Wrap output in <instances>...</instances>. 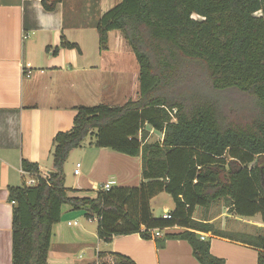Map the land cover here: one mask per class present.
Masks as SVG:
<instances>
[{
  "label": "trees",
  "instance_id": "obj_1",
  "mask_svg": "<svg viewBox=\"0 0 264 264\" xmlns=\"http://www.w3.org/2000/svg\"><path fill=\"white\" fill-rule=\"evenodd\" d=\"M63 1L41 3L52 12ZM95 27L101 51L108 50L110 32L128 42L140 68V97L121 107L78 108L73 128L54 137L47 177L38 164L22 161L36 184L9 188L12 264H50L66 205L97 219L104 242L132 234L152 239L150 230L180 227L185 230L172 237L187 241L201 264H225L196 233L222 232L193 215L224 199L235 215H261L264 223V0H122ZM61 47L80 51L65 38ZM228 93L252 105L235 117ZM151 130L163 138L149 142ZM88 137L97 148L141 158V184L102 189L96 198L70 196L64 166ZM164 193L174 204L171 219L152 213V200ZM244 236L264 264V234ZM111 255L113 264H136Z\"/></svg>",
  "mask_w": 264,
  "mask_h": 264
},
{
  "label": "crops",
  "instance_id": "obj_2",
  "mask_svg": "<svg viewBox=\"0 0 264 264\" xmlns=\"http://www.w3.org/2000/svg\"><path fill=\"white\" fill-rule=\"evenodd\" d=\"M41 1L0 0V264H12L13 204L9 201V188L19 187L28 181L27 177L32 178L24 174L22 161L38 164L40 175L47 177L53 170L54 137L73 128L78 108L108 103L113 107L114 101L121 107L132 101L129 93L118 99L130 72H122L123 62L115 63L109 55L116 49L120 54L128 53L129 45L122 33L110 32L108 50L101 51L96 23H77L91 21L90 12L94 15L92 21H97L122 0H86L91 10L83 14L66 8L76 0H64L52 12L46 11ZM66 18L72 23L67 25ZM63 38L77 44L80 51L61 47ZM132 78L130 88L137 101L140 68L139 76L134 73ZM80 149L70 153L64 166L66 188L74 190L69 192L70 196L96 198L105 184H141V158L108 148ZM66 207L54 228L50 264H100V255L102 261L113 264L115 258L111 253L127 256L136 264H201L187 241L172 237L183 232V228L162 230L161 238L144 239L140 234H132L104 242L97 235V219H87L84 211L78 213ZM173 208L174 204L163 214ZM229 208L224 199L208 208L196 207L195 221L222 232L196 233L205 236L211 254L225 264H258V250L242 238L264 234L261 215L239 217ZM84 218L85 222L78 223L77 219ZM79 251L86 257L74 259Z\"/></svg>",
  "mask_w": 264,
  "mask_h": 264
},
{
  "label": "rangeland",
  "instance_id": "obj_3",
  "mask_svg": "<svg viewBox=\"0 0 264 264\" xmlns=\"http://www.w3.org/2000/svg\"><path fill=\"white\" fill-rule=\"evenodd\" d=\"M66 8H73L75 9V12H77L78 14H83L84 12H90L91 8L86 6V0H76L74 4H67ZM69 14H72L71 11H68ZM67 14V13H66ZM91 15H89V19H91V21H79L77 23L79 24H94L97 23L99 21V19L96 21H92V19H94V15H92L93 13L90 12ZM69 23H72L71 21L68 20V18H66V24L68 25ZM76 23V22H74ZM76 50V49H75ZM77 51V50H76ZM119 50H113L112 53H110L109 55H111V58L114 59L115 63L119 62V60H121V62H123V69L122 72L128 71L130 72L129 74V78H125V86L122 88V90H120V92L122 94H120L118 96V99L123 98V96H126L127 93H129L130 95V99H132V101H136V96L134 93L131 92V88L133 85V78L132 76L137 75L139 76V65L138 62L136 60V57L133 53V51L131 50V48L129 47V51L128 53L124 54L123 52L120 54ZM113 70H115V68H113ZM139 80V78H138ZM140 81V80H139ZM131 87V88H130ZM225 102L228 103L229 107H231L233 110H235V117H239V115L242 114L241 112V108L245 107V106H249L252 105V102H250L249 98L245 97L242 94L239 93H228L225 96ZM121 101V100H120ZM119 102L114 101L113 102V107H118ZM108 105H110V103H108ZM238 112V113H237ZM162 139V134L158 133V132H154L152 135H150L149 138V142L153 143L156 142L158 140ZM95 142V138L92 137H88L86 139V141L84 142L83 146L81 147L80 150H84V148H90V147H95L94 145ZM97 148V147H96ZM53 160V159H52ZM72 178H74L72 176ZM26 180H29V178L27 177ZM173 201L171 199L170 196H168L167 194H161L159 199H157V201H152V213L156 218L162 217L164 214V209L172 207ZM64 208H67L66 206H64ZM200 208H197V210H199ZM222 209V208H221ZM65 210V209H64ZM78 213H81L79 211H76ZM62 218V217H61ZM75 221V220H72ZM78 223H82L85 222L86 219H77ZM60 223V222H59ZM219 224V222H218ZM66 228H70L66 225ZM81 256V257H86V254L79 252H75L74 255V259L75 257Z\"/></svg>",
  "mask_w": 264,
  "mask_h": 264
},
{
  "label": "built area",
  "instance_id": "obj_4",
  "mask_svg": "<svg viewBox=\"0 0 264 264\" xmlns=\"http://www.w3.org/2000/svg\"><path fill=\"white\" fill-rule=\"evenodd\" d=\"M154 132H155L154 130H151L150 135H152ZM140 136H141V133H140ZM162 138H163V135H162ZM77 167L80 168V165L78 164ZM24 174H28V173L24 172ZM78 174H79V170H76V171H75V175H78ZM26 184L29 185V186H33V185L36 184V181H35V179L32 177L31 179H29V180L26 182ZM111 188H112L111 184H105V185L103 186L102 189L105 190V191H109V190H111ZM163 218H164V219H171V215L169 214V212H167V213H165V214L163 215ZM69 225H70V226H72V225H77V223H75V224H73V223H69ZM172 228H173V227H172ZM168 229H171V228H168ZM144 230H145V229H144ZM149 232H150V234H151V238H152V239H153V238H161V237H163L162 230L154 229V230H150ZM201 240H202V241H205V240H206V238H205L204 235H201Z\"/></svg>",
  "mask_w": 264,
  "mask_h": 264
}]
</instances>
